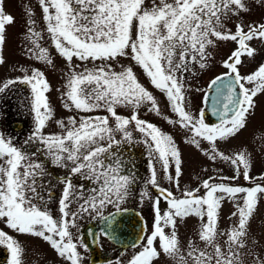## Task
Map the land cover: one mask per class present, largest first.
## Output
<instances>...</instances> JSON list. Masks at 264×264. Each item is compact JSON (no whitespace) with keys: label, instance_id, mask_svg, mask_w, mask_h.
Listing matches in <instances>:
<instances>
[{"label":"snow or ice","instance_id":"1","mask_svg":"<svg viewBox=\"0 0 264 264\" xmlns=\"http://www.w3.org/2000/svg\"><path fill=\"white\" fill-rule=\"evenodd\" d=\"M38 3L53 46L69 65L63 107L83 113L103 110L107 115L80 116L79 120L70 116L67 124L62 119L55 120L63 130L62 134L45 135L46 124L53 119V109L46 95L50 86L39 70L25 75L19 82L30 85V108L35 123L34 131L25 143L35 141L43 145V150L52 156V162L57 166H66L65 160L75 166L69 170L67 178H58L64 187L58 201L60 219H54L44 210L46 205L42 208L44 195L40 189L43 185L38 184L44 175L42 165L26 164L27 155L22 149L10 138L0 135V222L18 234L42 238L68 264H80L78 243L82 242L73 239L70 228L76 226L77 218L84 213L95 211L99 214V209L108 204L118 206L135 183L134 165L128 168L123 159L117 158L118 153L113 152L123 144L136 143L129 126H134L143 135L142 142L148 147L150 161H159L167 179L180 188L183 161L173 136L139 116L142 109L160 115L157 99L133 67L121 63V58L138 65L150 85L166 96L172 112L178 117L165 116L167 123L189 131L191 135L187 142L197 148L201 140L207 141L211 145L205 152L209 159L219 158L231 163L236 176L221 177L222 180H234L241 174L245 180L252 179L250 157L245 152L228 156L217 150L218 140L227 142L246 128L248 117L255 108L254 97L264 93V63L248 75H241L238 67L242 56L256 55L249 42L264 40V23L247 25V30L245 25L238 23L234 32L226 27V21L249 11L245 0H38ZM257 3L264 4V0H257ZM27 15L31 17L33 13L29 11ZM14 23L15 18L5 13L3 0H0V53L6 43L7 26ZM26 23L31 44L27 51L35 59L52 64L48 50L40 45L41 33L34 30L35 21L29 19ZM221 41H233L237 47L223 62L227 71L215 76L208 84V89L215 93L211 97L212 112L219 118V123L210 125L205 122L203 108L197 115L186 110L188 89L185 85L187 76L195 75L194 68L208 67V49L215 48ZM74 58L81 62L101 63L92 70L76 72L72 66ZM4 62L0 55V64ZM114 64L119 66V71ZM16 82L8 80L0 87V92ZM208 100L206 92L204 102ZM120 108L131 109V112L120 114ZM117 134H120V140L115 138ZM173 166L175 176L169 173ZM150 170L147 183L158 193L153 200L154 223L150 234L139 238L142 247L128 264H155L161 254L178 259L180 264H241L242 253L247 251L257 193H264V186L256 184L246 188L217 184L209 177L202 185L205 196L197 195V188L184 191L178 197L173 191L159 186L157 170L152 163ZM123 171L128 174H120ZM77 174L85 180L95 181L100 187L87 197L81 196L83 203L73 212L72 177ZM260 179L264 180V176ZM78 187L83 192L84 186ZM218 192L224 195L217 196ZM238 194H243V202L237 204V210L232 213L238 223L221 233L226 237V247H222L217 241L221 202L225 196L235 198ZM47 195L50 199L51 192ZM142 197L153 199L147 192L142 193ZM161 201L167 205L166 211H161ZM190 215L202 221L207 218L198 231L199 240L206 247L200 249L190 243L188 251L182 252L176 231L177 218ZM102 218L106 224L114 222V215ZM165 229H171L170 234ZM104 231L108 234L107 229ZM92 235L95 237V233ZM0 245L10 250V264H23L25 249L18 240L0 230ZM254 264H264V258L257 257Z\"/></svg>","mask_w":264,"mask_h":264},{"label":"rangeland","instance_id":"2","mask_svg":"<svg viewBox=\"0 0 264 264\" xmlns=\"http://www.w3.org/2000/svg\"><path fill=\"white\" fill-rule=\"evenodd\" d=\"M15 1L16 0H7V8L9 6H15ZM21 1L28 4L30 2V0ZM31 1L36 7L39 20H41L43 26V28L40 29V26L38 24L36 28V31H39L40 33V30H43V40L41 39L42 41H40V45L43 48H46L47 45L49 48L51 47L49 55L51 60L53 61V63L50 64L51 71H46L45 69L42 70L40 68H37V70L43 72L45 78L50 79L53 84L51 99L53 104V125L55 126V129L58 128L59 130H62L55 123V120L62 119L65 121V124H67L68 117L70 116H76L77 120H79L80 116L107 115V113L103 110H97L92 113H83L77 112L75 109H73L72 111H68L63 107L66 99L63 94L67 90L66 82L69 75V65L66 60L61 57L55 50L49 34L47 35L48 38L46 36V22L43 20V14L38 0ZM245 3L249 11L242 13L238 18L233 17L231 20L226 21L227 29L231 30L232 32L235 31V25L238 23L245 25V30H247V25L264 23V4L257 3V0H245ZM249 44L256 50V55L254 57H241L242 63L238 66L241 75L251 74L260 64L264 63V40L253 39L249 42ZM236 47L237 44L233 41L218 42V45L215 48L208 49V52L210 53V56L206 61L208 67L203 70H199L198 67L194 68L193 71L195 72V75L193 76L189 74L187 76V83L185 85V87L188 89L186 93L187 111L191 110V108L193 107L191 105H195V108L199 113L202 106V95L206 89L209 79L216 73L227 71V69L223 67V62L231 55ZM27 49L28 46L27 48L23 47V50L21 51V57H19V55L17 54L16 58H18L17 60H19L21 64L18 67L12 68L10 70L20 72L23 77L25 75L30 76L34 70L31 66H29V61L35 62V59L32 58L33 56L27 51ZM25 62H27V65L25 64ZM37 62L42 68L46 67L44 61L38 60ZM100 63L101 62L99 61L81 62L74 58L72 66L75 67L76 72H82L85 69L92 70L98 67ZM121 63L125 66H132L141 82L144 83L150 91H152L153 95L157 99L158 105L161 109L160 115H156L154 112L150 113L146 109H142L140 110L139 116L141 119L155 124L161 129V131L173 136L175 144L181 152L183 161L182 175L179 178L180 189L182 190L181 192L192 191L199 188V192L197 193V195L205 196L206 190L202 185L203 181L208 179L209 177H213V180L211 182L217 184L226 183L232 186H242L246 188L254 187L256 184L264 186V180H260L259 177L255 176L258 173H260V177L264 176V93H260L256 97H254L255 108L252 114L248 117L246 128L243 129L235 138H231L227 142L219 140L217 141V150L224 153V155L232 156L234 153L243 151L250 157V171L253 173L250 177L255 180L241 182L242 180L240 179L242 177L240 175L237 179L234 180H222L221 177L231 178L236 175V171L231 163L219 158H217L216 160L209 159V156L205 155V152H208L211 147V145L207 141L201 140L199 148H197L194 144H189L187 140L191 133L183 128H180L178 125H170L164 119L165 116L169 117V111H172L166 96L158 89H155L150 85L149 81L144 76L142 69L138 65H135L134 62L121 58ZM114 67L117 71L120 70L118 65L114 64ZM246 87L251 88L253 87V85H246ZM197 89H199V91H197ZM118 112L123 115H129L131 109L120 108L118 109ZM171 113L174 115V117L176 116L175 113ZM191 113L193 115L198 114L196 112ZM174 117L169 118L178 119ZM129 130L133 131L132 135H134L133 139L135 141H140V136L143 137L141 133L139 135V132L135 130L134 126H129ZM169 173L175 176L174 166L170 167ZM221 195L224 194L219 192L217 193V196ZM242 197L243 194H238L235 198L225 196V198L221 202L220 218L217 225V241L222 245V247H226V245L224 244L226 237L224 235H221V233L227 232L231 227L238 223V219L236 217H233L232 213L237 210V204H242ZM148 217L150 218V225L152 229L154 216L150 214L148 215ZM206 219L207 218L204 217V220L202 221L195 215H190L184 218H177L176 231L182 252L188 251V245L190 243L195 244L200 249H205L206 246L202 241L199 240L198 231L201 223L206 222ZM0 230H3L4 232L13 236V238L18 240V234L14 230L9 229L5 223L0 222ZM165 231L166 233L170 234L171 229H165ZM208 250L210 251L211 249ZM257 257L264 258V193H257L256 210L254 211L253 217L250 220L247 251L245 253H242L241 264H254ZM157 261H161V263H157ZM163 261L166 264H180V261L178 259L167 257L164 254H161V258L157 259L155 261V264H163ZM26 264H30V262H27ZM53 264L62 263H60L59 261H55Z\"/></svg>","mask_w":264,"mask_h":264},{"label":"flooded vegetation","instance_id":"3","mask_svg":"<svg viewBox=\"0 0 264 264\" xmlns=\"http://www.w3.org/2000/svg\"><path fill=\"white\" fill-rule=\"evenodd\" d=\"M7 3V0H3L4 11L6 14H10L15 18V23L7 26L6 43L3 46L2 53H0L5 61L3 64H0V87H3L8 80H14L17 82L10 85L4 92H0V135H3L6 139L10 138L16 147L22 149V151L27 155V159L25 161L26 164L39 163L42 165L44 175L38 180V184L43 185L40 189L41 193L44 195L42 208L46 205L44 210L49 211L50 214L53 215L54 219L59 220L60 213L58 201L62 196L64 183H62L58 178H67L70 175L69 170L75 165L72 162L65 160L64 164L66 166H57L53 164L52 156L46 150H43V145L36 143L35 141L27 144L25 143L28 141L29 136L34 131L35 127L34 113L30 108L31 89L30 85L19 82L23 78L20 72L10 71L12 68H16L21 64V62L17 60L18 58H16L17 54L21 57L23 47L27 48L28 46L29 48L31 46L30 41L27 38L28 33L26 22L29 19L34 20L35 24L33 27L35 31L38 24L40 29H42L43 26L41 20H39L36 7L31 0L29 4L22 2L21 0H16L14 2L15 6H9L8 8ZM29 11L33 13L31 17L27 15ZM40 31L41 35H43V30ZM47 35L48 33L46 36ZM46 49L50 55L51 47L49 48L47 45ZM37 61V59H35V62L29 61V66H31L34 70L40 68L42 70L45 69L46 71H51L50 64L45 63L46 67L42 68ZM25 64L27 65V62H25ZM47 81L49 83L50 90L46 93V95L48 96L49 104L52 108L53 104L51 95L53 84L50 79H47ZM206 91L207 86L202 95V106L200 110L202 108L205 110V122L211 125L218 123L219 120H213L209 117L208 111L206 112V103L204 102V95ZM191 106L193 107L189 111L198 113L195 105ZM169 112L170 115L168 116L173 118L174 115L171 113L172 111ZM174 118H178L177 115ZM53 124V119L48 121L44 129L45 135L50 133L62 134L63 130H59L58 128L55 129ZM129 131L133 133V131ZM115 138L120 140V134L116 135ZM140 139V141H136V143L131 145L123 144L119 149H113V152L118 153L117 158L123 159L128 168H131L134 165L133 174L135 175V183L131 186L128 196L121 200L118 206L115 204H108L99 209V214L95 211L82 214L77 218L76 226L70 228L73 239L75 241L82 242L78 243V252L81 257L80 264H128L132 256L141 249L142 242H140L139 239L134 242L131 240H125V236L132 234L131 232H128L129 229L124 231L120 230L116 233L120 236L118 241L109 238L102 231L101 218L110 212H121L132 208L134 210H138L145 220L144 232L141 237L150 234L152 229L148 215L151 214L154 216L153 200L158 194L156 189L147 183L151 175L150 163L154 164L156 167L159 186L173 191L174 195L178 197L181 196L182 190L180 188L177 189L174 184L167 179L159 161H150L148 147L142 142L144 137L140 136ZM21 171H23V169H21ZM120 174L127 175L128 172L123 171ZM252 174L253 173L249 170V175L252 176ZM240 176L242 177L240 179L242 180L241 182L255 180H245L242 174ZM255 176L260 179V173ZM72 183L74 195L71 210L75 212L78 210L79 205L83 203L81 196H89L92 194V191L94 189H98L100 185L95 181L83 179L79 174L72 177ZM80 185L84 186L83 192H81V189L78 187ZM49 192H51L50 199L47 195ZM144 192H147L153 199L150 200L142 197V193ZM160 208L162 212L167 210L165 202L161 201ZM93 233H95V237L92 235ZM123 235L125 236L122 237ZM18 241L25 249L23 264H26L27 262H30V264L31 262L32 264H53L55 261H59L62 264H68V262L64 258L60 257L58 253L52 249L50 244L43 241L42 238L18 234ZM133 244L136 246L134 247ZM10 260V250L4 245H0V264H10ZM157 263H161V261H157ZM163 264L166 263L163 261Z\"/></svg>","mask_w":264,"mask_h":264},{"label":"water","instance_id":"4","mask_svg":"<svg viewBox=\"0 0 264 264\" xmlns=\"http://www.w3.org/2000/svg\"><path fill=\"white\" fill-rule=\"evenodd\" d=\"M221 74H223V73H220L218 75H221ZM213 78H215V76ZM207 93L209 95V100L206 103V112L208 111L209 117H211L213 120L217 121V120H219V118L217 117V115H215L212 112V99H211V97H213L215 95V93L213 90H210V89H208ZM113 215H114V222L109 221L107 224H106L105 220L103 218H101L102 231L105 233L104 229H107L108 234H106V235L109 238H111L115 241H118L120 236L117 235L116 233L120 230L124 231L127 229H129L128 232H131L132 234L129 236L123 235L122 237L125 236L124 237L125 240H131L132 242H134L135 240H138L142 236V234L144 232V227H145V220H144V217L139 213L138 210H134V209L130 208L128 210H124L121 212H110L108 214H105L102 217H112ZM109 224H111L112 226L109 227Z\"/></svg>","mask_w":264,"mask_h":264}]
</instances>
